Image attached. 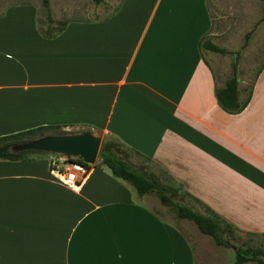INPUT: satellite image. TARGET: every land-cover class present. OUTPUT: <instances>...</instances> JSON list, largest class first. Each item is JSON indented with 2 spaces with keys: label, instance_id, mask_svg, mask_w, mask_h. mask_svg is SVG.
Listing matches in <instances>:
<instances>
[{
  "label": "crops",
  "instance_id": "0c3cea01",
  "mask_svg": "<svg viewBox=\"0 0 264 264\" xmlns=\"http://www.w3.org/2000/svg\"><path fill=\"white\" fill-rule=\"evenodd\" d=\"M26 4L0 0V137L100 130L129 162V152L150 159L236 231L264 237V65L248 106L222 110L215 87L226 80L200 50L213 27L208 0H121L53 38ZM244 83L239 71L240 100ZM53 162L0 160V264H198L147 195L105 166L71 189Z\"/></svg>",
  "mask_w": 264,
  "mask_h": 264
},
{
  "label": "rangeland",
  "instance_id": "374dc122",
  "mask_svg": "<svg viewBox=\"0 0 264 264\" xmlns=\"http://www.w3.org/2000/svg\"><path fill=\"white\" fill-rule=\"evenodd\" d=\"M3 1L8 2L10 0ZM22 1L28 3L26 5L31 7L38 6V20L45 27L47 24L46 11L42 6V0ZM50 2L53 18L57 21L54 28H57L61 23L71 20L103 19L112 13L121 0H104L100 5H96L94 0H50ZM208 8L213 18V27L209 37L228 53L221 55L206 52L205 59L212 67L216 77L224 81L231 76L235 54L240 53L239 71L242 78H244V95L246 96V89L252 86L254 76L264 65V2L260 0H208ZM250 32L251 36L247 39ZM84 135H91L100 145L103 141H113L114 139L109 136L103 137L100 130L85 127H65L59 131L38 134L32 142L23 147L40 149L48 138ZM21 148L16 147L15 149ZM119 149L128 152L121 145H119ZM129 155V160L133 166L137 168L146 167L147 173L150 172L158 176L163 184L179 188V183L172 180L149 160L132 152H129ZM47 156L55 163L60 164L62 169L66 168L68 162L80 159V156L73 153L53 151ZM99 162L98 157L95 163L90 166H98ZM145 197L148 206L152 210L158 213L163 220L180 229L188 240L193 243L198 264H232L235 261V251L241 245H251L264 250V237L244 234L239 231L230 234L229 240L232 247L218 246L211 237L201 234L194 223L178 219L173 208L161 204L155 195ZM175 200L193 207L196 211L205 212L200 205L186 194L184 189L179 191Z\"/></svg>",
  "mask_w": 264,
  "mask_h": 264
},
{
  "label": "trees",
  "instance_id": "16d2710c",
  "mask_svg": "<svg viewBox=\"0 0 264 264\" xmlns=\"http://www.w3.org/2000/svg\"><path fill=\"white\" fill-rule=\"evenodd\" d=\"M103 1L94 0L96 5H100ZM260 1L264 2V0ZM42 6L46 11L47 26L46 28L40 26L39 30L45 38H53L64 30L66 24L62 23L59 27L54 28L53 24L55 20L52 15L50 0H42ZM209 35L210 33L202 38L200 50L204 53L227 54L228 52L215 44ZM250 36L251 32L247 35V39ZM235 56L230 78L225 81L223 87L217 85L215 87V96L219 106L222 110L232 115L241 113L248 106L253 93L252 84L249 89H246L247 94L245 99L240 100L239 98L238 75L240 53H236ZM61 128L60 126L39 127L0 137V160L17 162L42 159L50 154V152L26 149L23 146L32 142L38 134L48 131H59ZM119 145L116 141H103L99 152L100 162L98 166H105L115 178L130 184L139 196L155 195L161 204L173 208L178 219L188 220L194 223L199 232L211 237L216 245L226 248L232 247L229 237L231 233L237 230L233 225L227 223L210 207L188 193L186 194L205 210L204 213L196 211L193 207L175 200L179 191L183 189L182 185H179V188L165 185L155 174L147 173L143 169L136 168L125 157L124 151L119 149ZM15 147L22 148L17 150ZM75 160L85 164L82 159ZM85 165L89 169L92 168L87 164ZM248 263L264 264V250L251 245H241L238 247L235 251V261L232 264Z\"/></svg>",
  "mask_w": 264,
  "mask_h": 264
},
{
  "label": "water",
  "instance_id": "95a60500",
  "mask_svg": "<svg viewBox=\"0 0 264 264\" xmlns=\"http://www.w3.org/2000/svg\"><path fill=\"white\" fill-rule=\"evenodd\" d=\"M100 148L101 145L96 139L91 135H84L48 138L42 144V148L34 150L73 153L80 156L85 164L91 165L99 157Z\"/></svg>",
  "mask_w": 264,
  "mask_h": 264
},
{
  "label": "built area",
  "instance_id": "2783aa9c",
  "mask_svg": "<svg viewBox=\"0 0 264 264\" xmlns=\"http://www.w3.org/2000/svg\"><path fill=\"white\" fill-rule=\"evenodd\" d=\"M58 165L60 164L55 162L52 163V173H54L64 185L71 189L78 188L91 170L85 164L77 160L68 162L64 169L60 168Z\"/></svg>",
  "mask_w": 264,
  "mask_h": 264
}]
</instances>
